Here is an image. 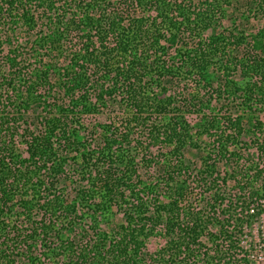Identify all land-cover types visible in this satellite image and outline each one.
Returning <instances> with one entry per match:
<instances>
[{
    "label": "trees",
    "instance_id": "16d2710c",
    "mask_svg": "<svg viewBox=\"0 0 264 264\" xmlns=\"http://www.w3.org/2000/svg\"><path fill=\"white\" fill-rule=\"evenodd\" d=\"M1 95L0 264H256L264 0H0Z\"/></svg>",
    "mask_w": 264,
    "mask_h": 264
},
{
    "label": "rangeland",
    "instance_id": "374dc122",
    "mask_svg": "<svg viewBox=\"0 0 264 264\" xmlns=\"http://www.w3.org/2000/svg\"><path fill=\"white\" fill-rule=\"evenodd\" d=\"M224 25H228L229 21L227 19H224ZM4 95L0 96V99H3ZM112 115L110 111L108 112H103V113H99L97 115V120H99L100 122H105L108 118V116ZM263 115L260 114V117H262ZM93 118V116H87L84 118V123H86V127H88V122H90ZM108 121V120H107ZM141 136L144 133H139ZM139 135V136H140ZM145 135V134H144ZM19 140V138H18ZM146 139H143V141H145ZM23 144H21L22 147ZM131 148V153L134 155V157H136V160H140L141 158V152L138 150V148H134L133 146L130 147ZM254 152L253 148H250V154ZM192 157L195 160H198V158H196V156L194 154L190 155L189 153V157ZM151 170L154 172L155 168L153 166H150ZM150 170V171H151ZM152 172V173H153ZM151 173V172H150ZM148 176V175H147ZM229 193L231 195H234V193H236V197H238V193L235 192L234 190H229ZM240 202H237L235 205V211H233V214H236V210L238 211ZM254 205L257 207L262 208V212L261 215L259 216V218L254 219L249 226H243V228L240 230V226L242 225L241 222H229V224H227L228 226L230 225V229L232 230L231 235L233 237H238V239L240 240V243L246 248V247H253V249H258V253L259 256L257 257V262L256 264H264V197L260 200L257 201V203H254ZM234 218V216H233ZM231 221V219L229 220ZM111 226H116L118 224H120L121 222H123V216L122 213L117 212L116 214L113 215V217L111 218ZM235 224V226H234ZM217 227V226H216ZM211 229H212V225H211ZM217 231V229H216ZM226 233V232H225ZM227 234V233H226ZM224 232L222 233V240H226V242L228 243V237L225 238L224 237ZM203 242L210 246L211 242L208 239V237L206 235L201 237ZM175 239V236L169 235V234H155L150 236L147 240H146V244L143 248V253L145 254H151V253H156V251H159L160 249H165L166 246H168V244ZM222 241V246L221 248H227V243ZM200 249H205L200 248ZM178 264H183L182 260L177 262ZM189 264H191L189 262Z\"/></svg>",
    "mask_w": 264,
    "mask_h": 264
}]
</instances>
